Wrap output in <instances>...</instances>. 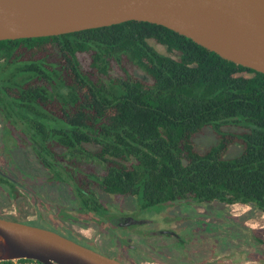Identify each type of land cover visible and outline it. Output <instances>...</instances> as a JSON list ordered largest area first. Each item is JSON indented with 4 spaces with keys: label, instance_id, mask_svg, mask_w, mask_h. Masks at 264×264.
Masks as SVG:
<instances>
[{
    "label": "trees",
    "instance_id": "1",
    "mask_svg": "<svg viewBox=\"0 0 264 264\" xmlns=\"http://www.w3.org/2000/svg\"><path fill=\"white\" fill-rule=\"evenodd\" d=\"M0 112L89 222L114 220L104 195L157 212L192 201L264 213V74L163 26L0 41ZM206 129L216 142L202 150ZM0 182L13 199L23 190Z\"/></svg>",
    "mask_w": 264,
    "mask_h": 264
},
{
    "label": "water",
    "instance_id": "2",
    "mask_svg": "<svg viewBox=\"0 0 264 264\" xmlns=\"http://www.w3.org/2000/svg\"><path fill=\"white\" fill-rule=\"evenodd\" d=\"M130 21L163 26L264 74V0H0V41L61 36ZM142 223L129 218L120 227ZM16 260L125 264L55 231L0 218V262Z\"/></svg>",
    "mask_w": 264,
    "mask_h": 264
},
{
    "label": "rangeland",
    "instance_id": "3",
    "mask_svg": "<svg viewBox=\"0 0 264 264\" xmlns=\"http://www.w3.org/2000/svg\"><path fill=\"white\" fill-rule=\"evenodd\" d=\"M18 137L19 151L16 160L12 165H2V170L12 178L19 180L18 182L25 187V190H19L18 197L13 199L9 194V187L6 184L2 185L0 182V218L3 217L22 223L28 222V224L35 227L55 231L125 264H135L134 257L138 255L137 251L141 246L140 237L144 228L133 227L127 229L119 225V217L132 214L135 211V200L129 197L104 195L103 199L109 203L111 210H113L114 220L110 219L103 224L87 221L84 216L75 210L77 204L71 198L72 196L65 184H46L44 180H46L48 172L38 160L32 148V143L20 132H18ZM9 139H11L10 136ZM195 142L198 148L203 150L213 145L216 142V137L212 130L206 129L195 138ZM240 149L239 146L231 147L227 157L238 155ZM23 180H25V184L22 182ZM226 208L234 218L242 219L246 225L257 229L264 238V213L242 204L226 205ZM54 216H57L56 220L52 219ZM41 218H45L56 227L65 226L74 236L65 234L55 227L45 226L44 222L39 223ZM240 219L237 220L238 224L242 221ZM229 221L235 220L228 218L227 223ZM114 222L117 225H114ZM241 232L240 239H235L234 242L230 243V246L226 247V261L229 263L234 261V251L246 252V250L250 251L255 248L258 252V258L261 259L257 264H264V243H255V239L250 237L249 234L244 233L243 230ZM131 247H134L133 250L136 252L132 251Z\"/></svg>",
    "mask_w": 264,
    "mask_h": 264
},
{
    "label": "flooded vegetation",
    "instance_id": "4",
    "mask_svg": "<svg viewBox=\"0 0 264 264\" xmlns=\"http://www.w3.org/2000/svg\"><path fill=\"white\" fill-rule=\"evenodd\" d=\"M18 132L17 125L8 126L0 112V181L6 177L25 190L22 184L2 170V165H12L16 160ZM129 218L143 223L125 228H144L138 255L134 257L135 264H257L261 261L255 248L246 252L234 251V261H226V247L240 239L242 230L255 239V243L259 241L258 230L246 225L242 219L234 218L222 203L205 205L186 201L159 212L142 210L135 204L132 214L119 217V225ZM228 218L235 221L227 223ZM238 219L242 220L240 224ZM130 249L134 251V247Z\"/></svg>",
    "mask_w": 264,
    "mask_h": 264
},
{
    "label": "built area",
    "instance_id": "5",
    "mask_svg": "<svg viewBox=\"0 0 264 264\" xmlns=\"http://www.w3.org/2000/svg\"><path fill=\"white\" fill-rule=\"evenodd\" d=\"M0 264H42L34 261H6V262H0Z\"/></svg>",
    "mask_w": 264,
    "mask_h": 264
}]
</instances>
